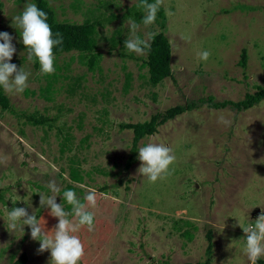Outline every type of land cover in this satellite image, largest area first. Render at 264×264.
Instances as JSON below:
<instances>
[{
    "label": "rangeland",
    "instance_id": "rangeland-1",
    "mask_svg": "<svg viewBox=\"0 0 264 264\" xmlns=\"http://www.w3.org/2000/svg\"><path fill=\"white\" fill-rule=\"evenodd\" d=\"M47 2L58 20L114 18L96 28L99 69L87 70L76 51L56 55L57 77L46 92L40 88L50 74L27 59L13 19L32 0H0V32H8L16 48L10 63L31 73L21 94L1 87L10 109H0V264L21 253L25 264H52L50 252L38 251L39 241L31 239L27 225L23 232L7 227V209L24 207L42 227L46 221L44 230L52 234L58 219L39 204V195H52L51 180L61 189L56 202L66 211L71 206L65 190L76 192L82 203L88 187L103 194L88 209L94 230L84 226L75 233L85 250L79 264H194L206 257L208 229L210 264H250L243 228L264 211V98L243 110L208 104L239 101L264 87V0H164L163 16L154 24L136 22L141 38L164 23L171 77L156 85L147 83L145 68H138L144 55L110 46L116 30L125 41L131 38L133 18L123 14L136 0ZM241 49L245 67L238 64ZM204 50L211 53L206 62L199 58ZM189 102L194 104L189 110L137 142L136 161L125 168L132 132L119 124L142 122ZM32 111L51 117L50 126L20 115ZM148 142L165 144L176 157L171 175L155 183L138 172V150Z\"/></svg>",
    "mask_w": 264,
    "mask_h": 264
},
{
    "label": "clouds",
    "instance_id": "clouds-1",
    "mask_svg": "<svg viewBox=\"0 0 264 264\" xmlns=\"http://www.w3.org/2000/svg\"><path fill=\"white\" fill-rule=\"evenodd\" d=\"M164 6V0H140L138 7L145 11L142 23L149 26L155 23L157 13ZM165 14L168 16L173 13L165 8ZM14 21L21 29L22 43L27 50V59L38 60L42 74H53L55 72V55L53 49L61 45L63 40L59 33L55 38L51 26L47 22V13L41 10L35 3L26 4L20 15L15 16ZM131 38L125 41V47L130 52L137 55H145L151 48V41L155 33H148L147 38H141L137 35L139 25L135 20H129ZM13 37L8 32H0V87L8 94H21L28 88V79L30 72L17 68V65L10 63L16 48L12 43ZM211 53L207 50L199 53V58L207 61ZM229 124L230 121L222 120ZM138 159L141 162L138 172L148 181L155 183L171 175L170 166L174 163L176 157L170 147L163 143L148 142L138 150ZM47 187L52 192L50 196L39 195V204L41 207L47 206L50 209V215L58 219V223L52 230V234L45 232V223L42 227L37 217L24 207H13L10 211L7 209L8 229L15 231L18 226L23 232V226L30 228L31 239L39 241V252L48 250L50 252L52 264H79V261L85 254L84 245L75 233L81 227L86 226L89 232L93 231L94 213L89 211V207L95 208L99 194L94 187L86 189V195L83 197L86 203H82L76 192L65 190L63 198L71 211H66L61 203L56 202L57 194L61 191L55 180L48 182ZM81 187H84L81 185ZM73 217V219H70ZM246 233L245 253L250 264H257V261L264 257V211L254 221V225L243 228Z\"/></svg>",
    "mask_w": 264,
    "mask_h": 264
},
{
    "label": "trees",
    "instance_id": "trees-1",
    "mask_svg": "<svg viewBox=\"0 0 264 264\" xmlns=\"http://www.w3.org/2000/svg\"><path fill=\"white\" fill-rule=\"evenodd\" d=\"M149 2H154V0H149ZM32 3H35L41 10L45 11L48 16L47 22L51 26L53 36L55 38L56 34L59 33L62 36V44L56 46L53 49L54 55H59L61 53L76 51L78 54V60L80 63L86 66L87 70L93 71L98 70V61L100 59V54L96 50L95 43V34L96 28L100 24L108 23L113 20L114 15L110 14L108 17H98L93 19H85L80 23L68 22L64 20H58L55 16V12L53 8L48 4L47 0H32ZM140 0H136V2L129 6L123 16L125 18H133L135 22L142 21L141 13L143 9L138 7ZM102 6H106L105 3L101 2ZM157 16L162 17V9L157 13ZM159 29L158 31H153L155 33L154 39L151 41L150 50L146 51L144 58L140 59L138 68L146 69V80L150 85H156L160 80L165 77H171V71L169 66L170 61V46L167 37L164 34V23L160 21L158 23ZM116 37H110V46L122 49L125 44V39L120 35V30H116ZM119 54V53H118ZM120 54H122L120 52ZM33 65L37 66L38 60L33 58ZM238 64L241 67H245L246 64V51L244 49L240 50ZM56 74L49 75V82L45 85L43 89L40 88V91H48L50 85L55 78ZM73 89V88H72ZM69 90V91H72ZM127 88H123V91H126ZM46 91V92H47ZM45 98L49 97L45 95ZM262 98H264V87H257L256 90L252 93H245L244 97L239 101H231V100H222V101H214L208 104V107L219 109L224 108L226 106L234 107L236 110H243L250 108L257 102H259ZM206 100H212L211 96H208ZM201 101V99L199 100ZM192 105V102H189L182 105H173L167 107L163 110V112L159 115H151L149 119L144 120L142 122H122L119 124L121 128L130 129L132 132L129 155L124 162V167L127 168L130 164L136 161V151H137V142L148 135H152L156 131V126L163 124L166 120L172 119L177 116L181 112L189 110ZM0 109H10V105L7 101L6 96L2 93V89L0 87ZM22 117L26 121H29L32 124L37 125H46L50 126V122L53 120L51 117L46 115H42L37 113L36 111H32L29 113H20ZM65 139H67L65 137ZM1 195V194H0ZM205 239L207 244L205 246V255L206 257L202 261H196L194 264H210V251L212 247L211 242V231L210 229L205 232ZM8 264H25L26 255L24 253L19 254L15 259L13 255L9 257ZM156 264H170L167 260H161L156 262ZM182 264H191L189 262H184ZM257 264H264V257L260 258L257 261Z\"/></svg>",
    "mask_w": 264,
    "mask_h": 264
}]
</instances>
